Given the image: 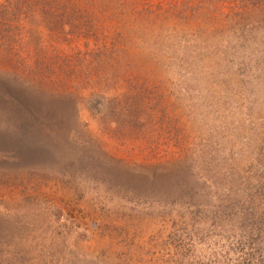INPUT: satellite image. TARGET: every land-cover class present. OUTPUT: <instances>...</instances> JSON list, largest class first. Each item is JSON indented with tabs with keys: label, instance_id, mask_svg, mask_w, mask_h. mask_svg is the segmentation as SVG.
Listing matches in <instances>:
<instances>
[{
	"label": "rangeland",
	"instance_id": "1",
	"mask_svg": "<svg viewBox=\"0 0 264 264\" xmlns=\"http://www.w3.org/2000/svg\"><path fill=\"white\" fill-rule=\"evenodd\" d=\"M23 3L0 264H264V0Z\"/></svg>",
	"mask_w": 264,
	"mask_h": 264
},
{
	"label": "trees",
	"instance_id": "2",
	"mask_svg": "<svg viewBox=\"0 0 264 264\" xmlns=\"http://www.w3.org/2000/svg\"><path fill=\"white\" fill-rule=\"evenodd\" d=\"M25 0H3L0 3V13L1 15H5L8 12H11L14 15L18 13H22L25 6H22Z\"/></svg>",
	"mask_w": 264,
	"mask_h": 264
}]
</instances>
